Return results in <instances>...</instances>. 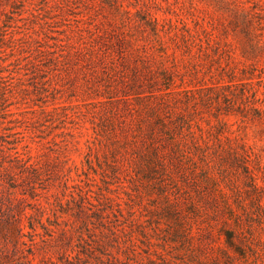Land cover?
<instances>
[{
	"label": "rangeland",
	"instance_id": "374dc122",
	"mask_svg": "<svg viewBox=\"0 0 264 264\" xmlns=\"http://www.w3.org/2000/svg\"><path fill=\"white\" fill-rule=\"evenodd\" d=\"M118 1L123 3L122 10L115 6L116 0H0V30L7 20L8 30L16 37L23 33L19 30L30 32V43L35 46V66L32 56L26 57L30 54L28 51L11 55L4 61L2 57L7 56L12 47H0V68H4L2 74L7 75L0 78V85L12 89L8 102L12 110L18 111L16 116L26 120L23 127L30 128L31 134L28 133L26 140L33 145L35 160L41 158L49 167L47 171L45 168L42 180L35 181V197L30 199L34 206H28L34 212L37 229L24 217L26 235L17 247L14 239L6 240L0 234V240L6 244L3 264H52L48 256L56 259L62 242L75 245L80 233L76 227L81 220L69 210L68 200L71 192L86 191L96 202L102 192H106L117 196L125 207H134L140 219V223L134 225L138 264H167L168 261L202 264V259L206 264H227L223 251L226 247L224 227L235 229L237 240L243 238L246 243L245 256L230 249L237 255L232 264H264V0L258 5L263 18L257 16L261 22L254 34L255 40L259 39L262 44L260 47L246 42L245 54L240 46L228 52L219 49L214 41L205 42L194 49L192 62L189 54H179L175 62L168 61L177 64L179 73L176 75L178 85L170 88L169 97L175 108L191 120L206 158L201 152L196 164L187 162L181 170H161L150 176L140 172L142 178L137 184L127 179L133 170L125 166L118 169V176L114 174L106 157L107 140L97 137L95 132V125L107 117L121 124L123 118H129L123 102H100L119 98L123 89H129L121 81L126 77L125 72L131 73L129 65L121 64L122 57L117 56L118 72L107 74L105 68L98 66L100 77L93 78L89 66L74 64L62 72L52 69L44 63L46 55L39 50L57 47L55 44L59 42L79 43L84 36L89 38L91 29L98 23L102 25L101 21L108 27L122 24L127 14L121 11L127 8L136 13L144 3L150 4L159 17L176 19L177 11L183 12L184 3L190 5L195 1L198 11L216 24L223 10L218 0ZM134 18H139L138 14H134ZM133 32L144 37V32L136 27ZM164 39L171 43L167 37ZM21 43L10 40V44L16 46ZM155 45L159 47L160 42L156 41ZM158 53L162 52L158 50ZM89 144L94 147L92 165L86 158ZM20 149L23 150L22 145ZM60 152L67 156L58 158ZM231 152L239 153L241 158L232 161ZM119 156L123 165L124 156ZM68 157L72 158L67 161ZM18 187L30 188V184L20 182ZM166 194L179 197L185 205L181 217L187 222L190 236L174 234L175 220L163 208ZM191 197L200 209L186 207ZM25 203L28 202L21 205ZM6 209L8 212L11 208ZM43 223L55 229L56 235L61 234L62 228L76 227L68 236L51 242L44 240L50 239V235L46 234ZM0 228L9 227L0 224ZM217 255L219 262L214 259Z\"/></svg>",
	"mask_w": 264,
	"mask_h": 264
},
{
	"label": "trees",
	"instance_id": "16d2710c",
	"mask_svg": "<svg viewBox=\"0 0 264 264\" xmlns=\"http://www.w3.org/2000/svg\"><path fill=\"white\" fill-rule=\"evenodd\" d=\"M259 2L260 0H218L223 10L219 24L209 19L207 15H202L195 1H191L190 5L184 3L183 12L177 11L176 19L172 16L159 17L150 4L144 3L136 13L127 8L121 11L127 14V19L122 24L108 27L101 21L102 25L98 23L91 29L89 38L84 36L79 43L59 42L55 44L57 47L43 48L39 52H44L42 54L47 58L44 63H48L54 70L62 72L74 64L89 66L93 78L100 77L98 66L105 68L104 72L107 74L112 71L118 72L120 69L117 65V56L122 57L121 64L129 65L131 73L125 72L126 77L121 80L129 89H123L119 98L100 100L123 102L129 118H123L121 124L107 117L95 125V132L97 137L103 136L107 140L106 157L115 170L114 174L118 176V169L125 166L133 170V173H128L130 177L127 179L137 184L142 178L140 172L150 176L151 173L156 174L161 170H181L187 162L196 164L201 152L203 158H206L205 150L202 149L203 143L194 135L191 120L180 109L175 108L169 97L172 92L170 88L178 85L176 75L179 73L177 64H170L168 61L173 59L175 62L179 54H189V61L192 62L194 49L205 42L211 44L214 41L219 49L221 47L228 52H233L240 46L245 54L246 42L260 47L261 42L254 38L256 28L261 22L257 16L262 15L263 18V13L258 10ZM115 6L119 10L123 9V3L118 0ZM134 14H138L139 18L135 20ZM8 25L6 20L1 27L0 47L9 45L12 50L2 59L6 61L11 55L28 51L30 54L26 57L32 56L31 62L35 66V46L30 43V32L19 30V33H23L16 37L14 32L8 30ZM135 27L144 32V37L140 38L133 32ZM165 37L171 43H168ZM10 40H20L22 43L16 46L10 44ZM156 41L160 42L159 47L155 45ZM154 46L162 53L159 54ZM170 48L173 50L170 51ZM4 71V68H0V78L7 76L2 74ZM0 90V224L9 227L0 228V234L6 240L14 239L17 247L22 236L26 235L27 224L23 222L24 217L29 218V225L37 229L33 219L34 212L30 211L28 206H34L30 199L35 197V181L42 180L45 168L47 171L49 167L41 158L35 160L33 145L26 140L28 133L31 134L30 128L23 127L26 120L16 116L18 111L10 108L11 103L8 101L12 89L0 85ZM32 110L35 111V107ZM10 122L20 124L12 125ZM20 126L23 128L19 129ZM31 136L34 137L35 134ZM20 145L23 150L20 149ZM89 148L90 152L86 158L92 165L91 150L94 147L89 144ZM122 154L123 165L119 162L121 158L119 155ZM63 155L67 156L62 152L57 154L58 158ZM231 155L232 161L241 158L237 152H231ZM71 158L68 157L66 160ZM20 182L29 183L30 188H19ZM66 185L68 186V182ZM70 195L72 197L68 200L70 204L68 208L81 220L80 224L70 229L62 228L61 234L56 235L55 229L48 228L43 223L46 234L50 235L51 239L47 237L44 240L56 242L60 237L63 239V235L68 236L76 227L80 231L78 241L72 246L66 244V241L62 242L58 257L54 259L53 256H48L52 264H138L135 259L138 242L134 225L139 224L140 219L134 207L132 205L125 207L117 196L106 192L99 196V202H96L93 195L87 191L80 194L71 192ZM165 197L166 203L163 208L167 215L175 220L174 234L190 236L187 222L181 217L185 209L182 200L170 194H166ZM71 201L74 204L70 203ZM24 202L28 203L21 205ZM60 203L64 205L62 200ZM186 204V207L194 210L201 208L192 197ZM7 206L11 208L8 212ZM228 206L234 212L230 203ZM53 211L58 217L55 207ZM223 233L226 234V247H223V251L227 256V264H232L237 255L231 253L230 249L233 248L237 254L245 256L246 243L243 238L237 240L233 228L224 227ZM32 244L34 245V242ZM5 245L0 240V264L4 263ZM214 259L216 262L221 261L218 255ZM201 263L206 264V260L202 259ZM167 264L175 263L168 261Z\"/></svg>",
	"mask_w": 264,
	"mask_h": 264
}]
</instances>
